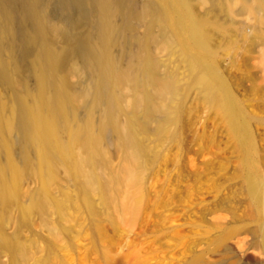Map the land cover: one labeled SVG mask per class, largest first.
Masks as SVG:
<instances>
[{
  "label": "rangeland",
  "instance_id": "obj_1",
  "mask_svg": "<svg viewBox=\"0 0 264 264\" xmlns=\"http://www.w3.org/2000/svg\"><path fill=\"white\" fill-rule=\"evenodd\" d=\"M251 1L191 0L209 24L211 63L243 115L248 145L239 142L218 102L194 83L178 50L158 41L152 52L159 74L174 72L183 90L177 117L144 136L148 157L134 184L119 185L112 203L98 193L86 199L80 177L58 164L50 194L64 204L26 211L41 187L35 154L24 166L11 147L23 173L18 193L0 205V264H264V209L253 202L247 180L250 165L264 187V15L250 11ZM64 74L71 82L88 75ZM11 96L0 84L5 116ZM132 98L126 92L128 111ZM107 163L99 169L105 180L121 175L123 152L109 146Z\"/></svg>",
  "mask_w": 264,
  "mask_h": 264
},
{
  "label": "bare ground",
  "instance_id": "obj_2",
  "mask_svg": "<svg viewBox=\"0 0 264 264\" xmlns=\"http://www.w3.org/2000/svg\"><path fill=\"white\" fill-rule=\"evenodd\" d=\"M248 7L264 15V0H252ZM208 26L191 0H0V84L12 91L7 116L0 99V205L18 193L23 173L11 147L24 166L35 154L41 187L26 211L64 204L50 194L58 164L80 177L86 199L98 193L112 203L119 185L134 184L148 157L144 136L177 117L175 101L183 90L174 72L159 74L152 52L158 41L178 50L194 83L218 102L247 146L243 115L211 63ZM66 69L75 77L86 70L87 78L71 82ZM126 92L133 96L131 111L124 106ZM111 145L123 152L126 166L105 180L99 169L106 170ZM248 166L250 194L264 209L263 184ZM124 204L132 210V204ZM13 245L25 255L23 246Z\"/></svg>",
  "mask_w": 264,
  "mask_h": 264
}]
</instances>
